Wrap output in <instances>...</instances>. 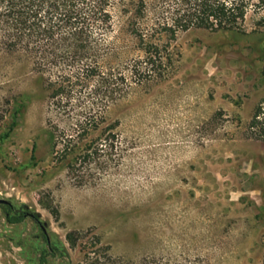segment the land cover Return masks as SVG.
Masks as SVG:
<instances>
[{
    "label": "rangeland",
    "instance_id": "obj_1",
    "mask_svg": "<svg viewBox=\"0 0 264 264\" xmlns=\"http://www.w3.org/2000/svg\"><path fill=\"white\" fill-rule=\"evenodd\" d=\"M139 1L114 11L107 62L136 54ZM145 1L143 25L159 16ZM257 18L245 32L179 31L169 76L110 103L113 154L78 171L55 156L38 73L0 59V203L41 217L10 223L0 206V264H264V142L246 128L262 95Z\"/></svg>",
    "mask_w": 264,
    "mask_h": 264
},
{
    "label": "trees",
    "instance_id": "obj_2",
    "mask_svg": "<svg viewBox=\"0 0 264 264\" xmlns=\"http://www.w3.org/2000/svg\"><path fill=\"white\" fill-rule=\"evenodd\" d=\"M130 0H0V59L29 66L42 79L51 111L59 117L51 133L55 156L71 170L113 154L119 121L109 122L110 103L123 99L135 84L166 79L175 53L172 41L181 30L245 32L250 13L258 15L255 31L264 32V0H157L159 16L143 25L145 0L135 5L130 31L136 54L107 62L114 11L131 12ZM262 95L247 122L248 134L264 142V66ZM63 124V125H61ZM103 131L105 134L95 135ZM35 155L32 156L34 158ZM10 223L28 217L41 222L27 207L15 211L0 203ZM49 249L54 245L42 234ZM264 243V233H263Z\"/></svg>",
    "mask_w": 264,
    "mask_h": 264
},
{
    "label": "water",
    "instance_id": "obj_3",
    "mask_svg": "<svg viewBox=\"0 0 264 264\" xmlns=\"http://www.w3.org/2000/svg\"><path fill=\"white\" fill-rule=\"evenodd\" d=\"M0 201H5V200H0Z\"/></svg>",
    "mask_w": 264,
    "mask_h": 264
}]
</instances>
